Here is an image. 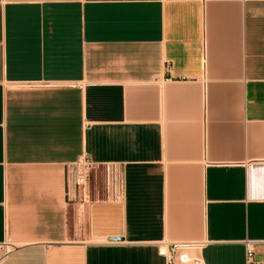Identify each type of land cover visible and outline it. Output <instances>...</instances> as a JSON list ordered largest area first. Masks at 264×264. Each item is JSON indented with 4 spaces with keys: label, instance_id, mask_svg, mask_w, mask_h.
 <instances>
[{
    "label": "crops",
    "instance_id": "1",
    "mask_svg": "<svg viewBox=\"0 0 264 264\" xmlns=\"http://www.w3.org/2000/svg\"><path fill=\"white\" fill-rule=\"evenodd\" d=\"M84 156L122 201L67 199ZM161 242L264 264V0H0V264H165Z\"/></svg>",
    "mask_w": 264,
    "mask_h": 264
},
{
    "label": "built area",
    "instance_id": "2",
    "mask_svg": "<svg viewBox=\"0 0 264 264\" xmlns=\"http://www.w3.org/2000/svg\"><path fill=\"white\" fill-rule=\"evenodd\" d=\"M65 192L67 199L81 205L115 204L123 199V178L118 165L95 164L87 157H81L65 171ZM253 243H245V264H255ZM157 254L165 264H179L176 257L184 253H197L200 247L185 243H158ZM0 262L14 250L0 248ZM182 264H201L199 259L181 260Z\"/></svg>",
    "mask_w": 264,
    "mask_h": 264
},
{
    "label": "water",
    "instance_id": "3",
    "mask_svg": "<svg viewBox=\"0 0 264 264\" xmlns=\"http://www.w3.org/2000/svg\"><path fill=\"white\" fill-rule=\"evenodd\" d=\"M109 242H122V239H120V238H110Z\"/></svg>",
    "mask_w": 264,
    "mask_h": 264
}]
</instances>
